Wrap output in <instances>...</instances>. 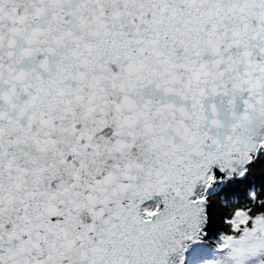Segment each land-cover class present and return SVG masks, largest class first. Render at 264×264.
<instances>
[{
  "label": "snow or ice",
  "instance_id": "1",
  "mask_svg": "<svg viewBox=\"0 0 264 264\" xmlns=\"http://www.w3.org/2000/svg\"><path fill=\"white\" fill-rule=\"evenodd\" d=\"M0 264H264V0H0Z\"/></svg>",
  "mask_w": 264,
  "mask_h": 264
}]
</instances>
